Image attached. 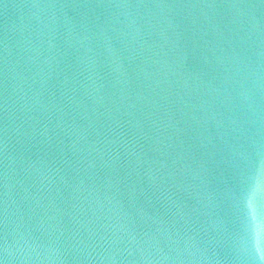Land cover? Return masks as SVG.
Instances as JSON below:
<instances>
[{
	"label": "water",
	"instance_id": "obj_1",
	"mask_svg": "<svg viewBox=\"0 0 264 264\" xmlns=\"http://www.w3.org/2000/svg\"><path fill=\"white\" fill-rule=\"evenodd\" d=\"M0 264H264V0H0Z\"/></svg>",
	"mask_w": 264,
	"mask_h": 264
}]
</instances>
